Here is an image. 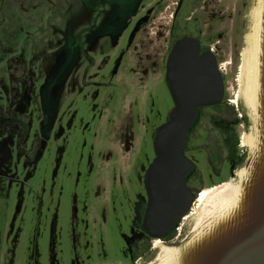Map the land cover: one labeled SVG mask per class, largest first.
I'll use <instances>...</instances> for the list:
<instances>
[{"label": "rangeland", "instance_id": "374dc122", "mask_svg": "<svg viewBox=\"0 0 264 264\" xmlns=\"http://www.w3.org/2000/svg\"><path fill=\"white\" fill-rule=\"evenodd\" d=\"M151 3L0 0L2 253L15 243L22 260L35 247L44 248L38 241L49 223L69 220L75 207V215L89 222L97 254L106 256L107 264L125 263L118 255L141 192L137 165L151 157L153 133L172 108L161 72H149L147 78L137 64L141 57L133 50L124 53ZM251 12H216L203 28L204 38L213 32V41L218 39L227 98L240 113L245 110L240 102L246 94ZM158 17L145 32L162 41L163 19ZM197 128L187 155L202 168L215 134L208 124ZM125 131L134 136L128 153L121 146ZM237 134L243 149L248 131L238 127ZM239 169L234 175L203 178L198 195L235 185ZM193 224L192 218L183 221L180 236L173 234L172 243L160 247L178 242Z\"/></svg>", "mask_w": 264, "mask_h": 264}, {"label": "water", "instance_id": "95a60500", "mask_svg": "<svg viewBox=\"0 0 264 264\" xmlns=\"http://www.w3.org/2000/svg\"><path fill=\"white\" fill-rule=\"evenodd\" d=\"M245 104L247 154L238 180L178 242L164 246L147 264H264V0H253ZM182 38L166 63L174 107L153 141L155 158L144 179L148 200L142 229L153 239L172 234L191 207L186 186L195 164L185 155L198 108L220 103L224 84L210 53Z\"/></svg>", "mask_w": 264, "mask_h": 264}, {"label": "flooded vegetation", "instance_id": "af4514ba", "mask_svg": "<svg viewBox=\"0 0 264 264\" xmlns=\"http://www.w3.org/2000/svg\"><path fill=\"white\" fill-rule=\"evenodd\" d=\"M252 7L253 0H152L151 5L146 7V15L140 18L131 31L128 45L124 50L126 54L130 50H133V52L137 53L138 57H141L138 59L137 64L139 68H142V73L147 78L149 72H161L160 75L165 82L170 99L169 83L166 79V63L174 44L179 39H195L199 44L200 54L210 53L222 75L224 84L222 101L199 107L198 118L188 134L184 153L195 164V169L186 179V186L192 195V208L190 207L191 211L182 219V224L183 221L192 218L195 214L193 210L200 196L198 194L204 187V184L201 182L202 179L218 177L223 172L228 176L234 175V171L243 164L247 154V146H242L243 149H239L240 137L237 134L238 127H245L246 131H248L249 120L246 105L244 100L241 99L240 103L243 108L245 107L244 111L241 107L243 113H240L238 108L236 112L233 110V101L230 102L227 98L225 80L220 70V59L215 47L218 39L213 41V32L209 38H204L203 28L204 24H207L204 21L213 19V15L216 12L245 16V12L250 13ZM144 9V7L141 8L142 12ZM160 14L163 19L162 25L164 30L162 41L155 39V37H150L151 34L145 32L146 27L153 25L155 19L159 18ZM210 27L212 29L216 28L215 20L211 23ZM171 106L172 108L174 107L172 100ZM167 119L168 116L165 121ZM207 124L211 128L212 134H215L214 139L211 140L213 152L206 154L201 159L204 166L199 168L201 166H198L194 162L196 160L187 154L191 152L190 142L193 140V136L198 129L197 127L200 125L202 128H206ZM63 135L64 133L62 132L57 138L60 139ZM154 136L155 132L152 137L151 157L146 156L142 160V163L138 162L137 165L139 171L137 173V180L141 192L137 194L133 205L129 231L121 235V246L118 256L125 261L123 264H147L154 259L156 248L160 247L159 244L161 242L168 244L173 238V235L171 237L168 235L163 239H153L145 233L141 226L144 211L148 203L144 187L145 174L155 158L153 148ZM133 142V134L125 131L121 141L123 151L126 153L130 152ZM59 151L62 153V149ZM88 227L89 222L87 218H78L75 215V207H73V213L70 215L69 220H52L49 223L46 236H42L40 239L36 238L35 241L39 239V245L45 243V247H35L34 252L25 254L22 260L20 253L17 254L15 252V243L7 248L6 252L2 253L1 245L4 239V230H2L0 235V264H107L106 256L102 257L100 253L97 254V248L91 242Z\"/></svg>", "mask_w": 264, "mask_h": 264}, {"label": "bare ground", "instance_id": "6f19581e", "mask_svg": "<svg viewBox=\"0 0 264 264\" xmlns=\"http://www.w3.org/2000/svg\"><path fill=\"white\" fill-rule=\"evenodd\" d=\"M250 37V36H249ZM249 40V38H248ZM250 50V48H249ZM245 64H246V68H247V65L249 66V52L246 51L245 52ZM245 95V92L243 94V96ZM244 98V97H243ZM241 98V99H243ZM244 100V103H245V99ZM235 102V101H233ZM246 105V104H245ZM244 143V142H243ZM244 147H246L244 144H243ZM231 185V184H230ZM229 186H221V187H218L215 189L211 188V189H207L206 191H204L198 198L197 200V207L198 209L196 210L195 214L193 215L192 219H193V222H195L203 213L204 214H207L208 211V208H211L215 205L218 204V202L224 197V195L228 192L229 190ZM214 191V192H213ZM194 213V212H193ZM192 213V214H193ZM187 220V219H186ZM182 222V221H181ZM183 224L181 223L179 225V229H181L180 226H182ZM164 247V246H163ZM162 246L161 247H158L156 248V250H161L163 248Z\"/></svg>", "mask_w": 264, "mask_h": 264}, {"label": "built area", "instance_id": "2783aa9c", "mask_svg": "<svg viewBox=\"0 0 264 264\" xmlns=\"http://www.w3.org/2000/svg\"><path fill=\"white\" fill-rule=\"evenodd\" d=\"M192 208V207H191ZM191 211V209L189 210V212ZM188 212V213H189ZM188 215V214H187ZM186 215V216H187ZM184 218V217H183ZM182 218V219H183ZM182 221V220H181ZM181 224V222L178 224V226L175 228V230H174V235L176 234V237H179L180 236V229H179V225Z\"/></svg>", "mask_w": 264, "mask_h": 264}, {"label": "trees", "instance_id": "16d2710c", "mask_svg": "<svg viewBox=\"0 0 264 264\" xmlns=\"http://www.w3.org/2000/svg\"><path fill=\"white\" fill-rule=\"evenodd\" d=\"M174 234V232L172 234H170L169 236L171 237Z\"/></svg>", "mask_w": 264, "mask_h": 264}]
</instances>
